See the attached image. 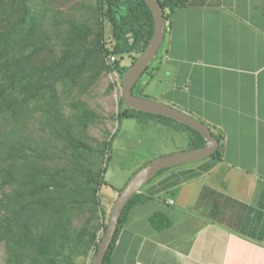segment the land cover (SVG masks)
Here are the masks:
<instances>
[{
  "label": "trees",
  "instance_id": "obj_1",
  "mask_svg": "<svg viewBox=\"0 0 264 264\" xmlns=\"http://www.w3.org/2000/svg\"><path fill=\"white\" fill-rule=\"evenodd\" d=\"M54 1L0 0L4 264H85L96 252L107 215L99 195L105 183L99 164L117 130L92 146L86 130L99 115L82 98L102 74L116 70L122 78L153 34L144 0H97L73 18L54 13ZM188 1L159 0L166 21ZM126 56L129 64L120 66ZM119 104L123 109L117 120L145 113L124 107L121 99ZM185 127L194 134L191 147H201L202 136ZM114 191L117 196L120 190ZM140 195H133L123 210L103 264H109L119 231ZM77 220L81 225H75Z\"/></svg>",
  "mask_w": 264,
  "mask_h": 264
},
{
  "label": "crops",
  "instance_id": "obj_2",
  "mask_svg": "<svg viewBox=\"0 0 264 264\" xmlns=\"http://www.w3.org/2000/svg\"><path fill=\"white\" fill-rule=\"evenodd\" d=\"M144 74L136 93L152 83L146 98L207 124L219 153L140 189L109 264H264V0L176 8Z\"/></svg>",
  "mask_w": 264,
  "mask_h": 264
},
{
  "label": "rangeland",
  "instance_id": "obj_3",
  "mask_svg": "<svg viewBox=\"0 0 264 264\" xmlns=\"http://www.w3.org/2000/svg\"><path fill=\"white\" fill-rule=\"evenodd\" d=\"M96 1L55 0L52 3V10L54 13H60L64 18L81 17L80 15L88 11L90 5H95ZM104 24L106 35L109 36V24L106 21ZM129 62L130 57L126 56L121 60L120 66L128 65ZM144 77L145 74L140 77L139 82H142ZM121 80L116 70L104 73L82 98L87 106L99 115V120L86 130L88 136L86 140L92 146L95 147L109 140L117 130L99 164L104 169L105 183L99 195L102 208L107 214L106 222L111 205L115 201L114 197L113 200L110 199L109 193L115 195L114 189L121 190L126 182L153 158L165 156L173 150L185 149L188 146L185 141L188 129L177 121L146 113H137L133 117H121L117 120L118 112L123 109L119 104L122 95ZM138 94L151 97L152 83L148 87L144 84L142 91ZM145 185L141 189H144ZM81 223L82 220H77L75 225L78 226ZM102 235L103 231L100 229L98 237L101 238ZM94 255L92 251L85 264H91ZM4 258L5 252L3 245L0 244V264H4Z\"/></svg>",
  "mask_w": 264,
  "mask_h": 264
},
{
  "label": "water",
  "instance_id": "obj_4",
  "mask_svg": "<svg viewBox=\"0 0 264 264\" xmlns=\"http://www.w3.org/2000/svg\"><path fill=\"white\" fill-rule=\"evenodd\" d=\"M153 18V34L145 49L137 56L125 71L121 80V102L124 107L149 114L170 118L198 132L205 143L201 147L161 156L151 160L139 169L119 191L106 222L91 264H103L104 257L117 230L119 219L130 199L140 191L142 186L151 181L162 171L184 164L202 161L211 157L219 147V141L207 124L183 112L182 110L160 101L139 96L134 93L140 77L149 68L165 39L168 21L159 0H144Z\"/></svg>",
  "mask_w": 264,
  "mask_h": 264
}]
</instances>
